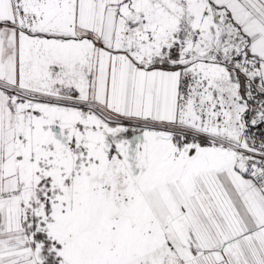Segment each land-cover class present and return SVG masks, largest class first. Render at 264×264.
<instances>
[{
	"label": "snow or ice",
	"instance_id": "obj_1",
	"mask_svg": "<svg viewBox=\"0 0 264 264\" xmlns=\"http://www.w3.org/2000/svg\"><path fill=\"white\" fill-rule=\"evenodd\" d=\"M0 264H264V0H0Z\"/></svg>",
	"mask_w": 264,
	"mask_h": 264
}]
</instances>
